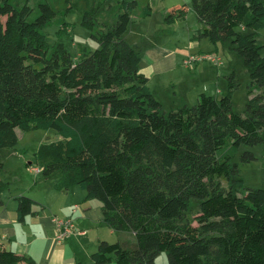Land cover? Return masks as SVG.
<instances>
[{"label":"trees","instance_id":"16d2710c","mask_svg":"<svg viewBox=\"0 0 264 264\" xmlns=\"http://www.w3.org/2000/svg\"><path fill=\"white\" fill-rule=\"evenodd\" d=\"M71 2L39 0L36 12L0 0V151L16 147L17 129L60 135L36 154L43 176L61 174L56 190L79 186L102 203L104 224L135 237L100 241L92 264H155L163 252L169 264H264V188L238 174L240 161L257 159L243 148L264 145V0H192L194 38L216 47L231 40L244 59L251 80L243 113L235 110V72L224 95L201 93L196 104L164 109L141 72L143 52L125 38L140 4L152 14L150 0H122L116 23L102 29L103 3L89 0L82 23L98 47L75 59L63 43L51 45L44 28ZM187 10L180 5L166 20ZM209 54L221 60L184 65L223 63ZM9 188L0 179V206ZM17 199L23 223L37 202ZM193 200L200 208L192 219ZM22 261L37 264L0 245V264Z\"/></svg>","mask_w":264,"mask_h":264},{"label":"rangeland","instance_id":"374dc122","mask_svg":"<svg viewBox=\"0 0 264 264\" xmlns=\"http://www.w3.org/2000/svg\"><path fill=\"white\" fill-rule=\"evenodd\" d=\"M92 5L94 2L103 3L102 8L96 15L99 21L98 28L102 29L105 25L113 26L119 13L122 11L120 2L122 0H90ZM13 4L22 6L28 2L35 11L38 10L39 0H11ZM89 0H72L73 8L65 12V8L61 9L57 16L49 22L44 32L47 40L51 45L55 43H63L67 50L76 59L83 51H92L98 47V43L91 37V28L83 25V5H86ZM53 3V2H52ZM63 4V2H60ZM186 4L188 6L187 15L183 18H178L174 23H168L166 15L171 13L172 9H177L180 5ZM152 14L144 16L143 5L140 4L133 12V21L131 27L125 35L126 40L131 43L136 49L142 52L146 50L150 43L160 41L166 45L176 48L189 49L188 53H201L210 51L217 52L223 59L221 65L216 66L210 60H205L191 68L185 65L179 67V70L174 72H166L161 76H156L150 82L153 93L162 102L166 111L176 109L174 103L183 98L190 104H196L197 98L194 95L202 92L213 94L216 96L222 95L217 92L218 88L223 89L229 83V77L236 73V89L234 96L235 110L243 113L245 105L249 99L248 90L250 84V74L245 68L244 59L241 54L232 47L231 40L224 43H219L216 47L209 39H203L199 44V40L194 38L195 31L190 29L196 28L198 25V17L193 9L192 0H150ZM57 6V5H56ZM63 13V14H62ZM67 22L68 26L63 29V23ZM197 40L196 46L189 48L190 41ZM258 42L264 45V30H261ZM264 54V48H263ZM190 54H188L189 56ZM219 68V69H218ZM192 77L188 84L187 75ZM211 75L216 76L211 78ZM219 75L221 82H218ZM196 80L203 81L198 86L192 83ZM224 80V82H223ZM227 83V84H226ZM192 86V88H191ZM205 89V90H204ZM226 93V92H225ZM224 93V94H225ZM185 94V95H184ZM198 94V95H199ZM223 94V95H224ZM174 107V108H173ZM19 141L16 147L10 149H3L0 151V161L6 163V167L0 169V175L8 180H11V193L25 185L29 180L36 179L35 173H30L31 166H38L37 152L43 143L54 142L61 139L60 135L53 129L51 130H32L23 131L17 129ZM252 150L257 159L249 162L239 163V176L244 179L246 186L255 188H264V145H257L254 147H244L243 150ZM29 162H32L29 164ZM29 165V166H28ZM43 177V174L40 175ZM25 183V184H23ZM26 186V185H25ZM29 196V194H24ZM200 208V202L192 201L191 210L189 212L190 218L193 219ZM110 237V236H109ZM134 235L129 232H114L110 237V242L116 241H134ZM155 264H169L168 257L165 252L161 253Z\"/></svg>","mask_w":264,"mask_h":264},{"label":"crops","instance_id":"0c3cea01","mask_svg":"<svg viewBox=\"0 0 264 264\" xmlns=\"http://www.w3.org/2000/svg\"><path fill=\"white\" fill-rule=\"evenodd\" d=\"M198 26L191 28V33ZM196 41H190L188 47L193 50ZM202 41L199 40V44ZM188 50L179 46L173 48L160 41L150 43L143 51L141 67V72L149 77V85L154 77L168 71L179 70V67L184 64V58L194 53H188ZM186 75L188 84L190 82L189 85H191L192 77L189 78V75ZM215 77L211 75V78ZM219 81L222 83L220 75L218 84ZM201 82L203 81L196 80L192 86L194 84L199 86ZM227 90V87H223V89L218 88L217 92L223 95ZM154 94L157 96L155 92ZM198 94L194 95V99L198 100L201 93ZM187 100V97L186 100L181 98L178 104L176 101L173 106L181 107L189 102ZM5 165L6 163L4 168ZM30 173L34 172L30 171ZM35 174L36 179L23 183L26 186L23 185L17 192L8 193L9 188L2 194L4 203L0 206V237L3 238L1 247L13 250L19 255L29 256L37 264H92L91 255L98 250L100 241H111L110 237L115 232L103 222L102 203L98 199L87 200L86 192L79 186H73L67 192L56 190L55 186L61 179V174L49 178L44 176L41 178L42 172ZM0 179L10 182L11 187V180L1 175ZM24 194H29L37 204L33 208L35 212L28 215L22 223L17 217V198ZM55 217L72 218L75 223V232L62 242L56 239ZM19 264H27V262L22 261Z\"/></svg>","mask_w":264,"mask_h":264},{"label":"built area","instance_id":"2783aa9c","mask_svg":"<svg viewBox=\"0 0 264 264\" xmlns=\"http://www.w3.org/2000/svg\"><path fill=\"white\" fill-rule=\"evenodd\" d=\"M205 58H210L213 62H219V59H220L215 54L198 55L195 53H191L184 60V63L187 65H191L193 62H197ZM30 170L34 173L42 172V168L40 166H31ZM54 222L56 224V230H57L56 239L58 242L64 241L65 239H67L70 235H72L75 232V223L72 218L55 217ZM2 240L3 238L0 237V243L2 242Z\"/></svg>","mask_w":264,"mask_h":264}]
</instances>
